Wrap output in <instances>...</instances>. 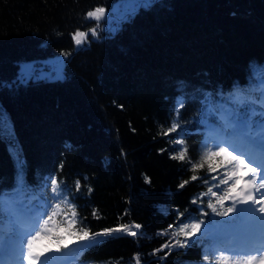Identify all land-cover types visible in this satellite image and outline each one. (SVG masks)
Segmentation results:
<instances>
[{"label": "trees", "instance_id": "1", "mask_svg": "<svg viewBox=\"0 0 264 264\" xmlns=\"http://www.w3.org/2000/svg\"><path fill=\"white\" fill-rule=\"evenodd\" d=\"M139 1L0 0V200L33 205L51 195L46 181L55 178L67 186L77 228L142 226L136 237L69 241L59 252H69L67 264H135L137 255L141 264H214L227 245L205 234L206 223L230 217L212 213L216 198L201 194L225 168L191 164L215 149L211 133H223L207 125H226L223 109L247 115L250 107L260 118L264 0H145L135 9ZM96 7L121 15L111 30L104 18L86 19ZM92 28L97 35L76 46L72 33ZM206 110L213 115L204 120ZM182 147L185 161L172 159ZM57 213L61 226L73 219L65 204ZM192 218L205 222L199 242L153 254Z\"/></svg>", "mask_w": 264, "mask_h": 264}, {"label": "snow or ice", "instance_id": "2", "mask_svg": "<svg viewBox=\"0 0 264 264\" xmlns=\"http://www.w3.org/2000/svg\"><path fill=\"white\" fill-rule=\"evenodd\" d=\"M105 15L103 7H96L94 10L86 13V19H94L99 22ZM98 27V25H97ZM89 32L92 36L97 35V28L89 31L76 30L72 33V39L76 46H81L87 42ZM183 107V103L179 104V108ZM221 111V109H217ZM230 123L225 125L219 123L216 126L207 125L210 131L220 132L228 137L241 136L246 142L247 150H241L240 147L223 140L215 145V149L208 148L201 158V162L191 164L192 170L203 168L204 160L209 162V171L216 172L218 168H225V172L219 176H213L212 179L217 183L210 186L207 192L201 196L215 197V202L209 199L207 207L212 213L220 217H231L230 219H221L219 221L212 219L208 224L215 225L214 228L205 227L206 235H210L212 240L220 242H232V247L219 250L215 257L214 264H264V135L255 125L258 123L252 118V109L249 107L247 115L242 114L239 109L233 108L229 111L223 109ZM178 114V112H177ZM213 115L209 111H205L203 116L207 120ZM262 113H260V116ZM0 120H3L0 115ZM235 125L234 127L232 125ZM179 128L178 123H173L165 135L175 132ZM230 129V130H229ZM0 130H5L2 127ZM175 143L183 146L184 139L180 138ZM231 148V150H230ZM187 148L182 147L178 151V155H172V159L185 161ZM219 158V159H217ZM222 177V178H221ZM86 179V178H85ZM199 179L196 175L191 176V180ZM146 182L151 181L146 178ZM208 183L207 180L203 181ZM46 183L50 186L53 199L59 202L50 205V210L44 213L46 218L38 219L31 228L25 226L23 217L34 215L33 209H37L39 205H31L25 208L24 204H17L15 207L6 206L3 199L2 211L4 218L10 221V231L5 236H0V251H3L7 257H11V264H46L52 253H59L71 247L69 241L75 244H95L99 243V237L111 236L113 233H125L133 237L137 236L135 229H140V224H120L115 228H106L101 232H91L86 228L76 227V211L75 206L70 203L69 197L64 195L61 183L55 178H49ZM189 181L185 180L179 184V188H184ZM224 185V188H221ZM18 187L23 189L22 183ZM80 181H76L75 188L80 190ZM216 188L217 191H213ZM92 189L89 188L88 192ZM223 194H220V193ZM18 196L19 193H14ZM74 198V197H73ZM197 199H200L199 197ZM231 201V205L225 207V202ZM193 204L197 200L192 201ZM61 204H65L72 208L73 219L67 222L66 226H61L55 217L58 215L57 209L61 208ZM183 217V213H179ZM207 216L208 213L204 212ZM205 222L197 218H192L190 223H180L174 231L171 232L172 240L166 242L161 248L155 249L153 254L161 252L164 248L171 247H187L188 243L193 244L199 242L201 237L202 225ZM169 228H173L172 225ZM167 235L165 231L161 233ZM182 237V238H180ZM195 238V239H194ZM174 241V243H173ZM202 259L205 262L210 260L209 255L205 254ZM5 264L8 262L5 261ZM135 264H141L140 257H135Z\"/></svg>", "mask_w": 264, "mask_h": 264}, {"label": "rangeland", "instance_id": "3", "mask_svg": "<svg viewBox=\"0 0 264 264\" xmlns=\"http://www.w3.org/2000/svg\"><path fill=\"white\" fill-rule=\"evenodd\" d=\"M114 15L121 17V15H117L113 12H110V14H105L103 17L104 18V26L107 27L108 30L112 29V25H111L113 23L112 17ZM44 61L50 63V60H48V61L44 60ZM44 61L42 63H44ZM261 95L264 98V90L262 91ZM257 102L264 104V99H259V100H257ZM262 107H264V105ZM260 113H263V112L260 110ZM223 118L226 119V122H227L226 125H228L230 123V121H229V118L227 117V115L225 114L224 111H223ZM232 126L234 127L235 125L233 124ZM257 129L258 130H264V119L261 122V125L259 127H257ZM211 134L213 135V133H211ZM262 135H264V131H262ZM217 136H219L218 137L219 141H217L218 143L227 139V140H230L231 143L240 147L241 150H245V151L247 150L246 142L243 140V137H241V136L228 137L225 134H220ZM230 150H231V148H230ZM220 194H223V193L221 192ZM5 197L8 199V204H7L8 206L15 207L17 204H19V203H17V200H15L12 196H9L6 194ZM57 202H58V200L53 199L52 193H51V195H45V196L38 197V200L35 201V204L39 205V207L37 209H33L34 215H29V216L23 217L25 226L28 228H31L38 219L46 218V216H44V213L50 210V208H49L50 205H54ZM26 205H24L25 208H30V206H31V204H26ZM230 205H231V201L225 202V207L230 206ZM58 210L59 209H57L56 211H58ZM10 227H11V225H10V222L8 220H6L5 218H0V230H3L5 232H9ZM214 227H215V225L209 226V228H214ZM0 235H1V233H0ZM224 244L227 245V248L233 246L232 242H230V241L224 242ZM76 245H78V244H76ZM69 259H70L69 252H65L62 254L52 253V255H50L46 264H67L70 261Z\"/></svg>", "mask_w": 264, "mask_h": 264}, {"label": "water", "instance_id": "4", "mask_svg": "<svg viewBox=\"0 0 264 264\" xmlns=\"http://www.w3.org/2000/svg\"><path fill=\"white\" fill-rule=\"evenodd\" d=\"M142 2H146V1H145V0H140V1H139V4L136 6L135 9H137V8L141 5ZM132 10H133V9H131V10H129V11H132Z\"/></svg>", "mask_w": 264, "mask_h": 264}]
</instances>
